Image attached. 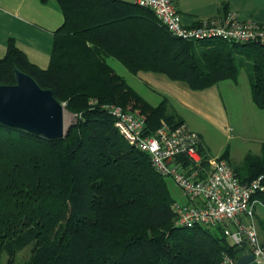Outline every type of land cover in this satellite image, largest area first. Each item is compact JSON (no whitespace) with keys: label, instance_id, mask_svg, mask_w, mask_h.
Segmentation results:
<instances>
[{"label":"trees","instance_id":"obj_1","mask_svg":"<svg viewBox=\"0 0 264 264\" xmlns=\"http://www.w3.org/2000/svg\"><path fill=\"white\" fill-rule=\"evenodd\" d=\"M40 1L56 3L65 16L51 65L31 64L11 42L0 60V84H15L19 68L78 119L58 140L0 124V262L6 253L7 264H220L225 255L238 260L247 254L221 227L176 226L167 178L123 138L104 106H132L150 134L162 121L178 126L184 119L166 97L151 105L104 57L195 91L227 80L237 84L247 67L254 104L263 111L264 47L176 39L151 10L131 3ZM232 168L242 183L264 175V145L260 155L249 153ZM256 197L264 203V193ZM32 243L31 258L17 261Z\"/></svg>","mask_w":264,"mask_h":264},{"label":"built area","instance_id":"obj_2","mask_svg":"<svg viewBox=\"0 0 264 264\" xmlns=\"http://www.w3.org/2000/svg\"><path fill=\"white\" fill-rule=\"evenodd\" d=\"M151 10L159 24L176 39L184 41L223 40L229 43H256L264 47V26L241 21L230 13L185 26L178 0H113ZM115 127L134 148L146 153L154 170L180 188L185 202L173 206L175 224L181 228H222L234 245L246 246L247 254L264 264V238L255 218L256 197L264 193V175L242 183L230 163L208 153L201 135L186 124L171 126L162 121L152 134L146 120L116 104L105 105ZM220 264H237L225 255Z\"/></svg>","mask_w":264,"mask_h":264},{"label":"crops","instance_id":"obj_3","mask_svg":"<svg viewBox=\"0 0 264 264\" xmlns=\"http://www.w3.org/2000/svg\"><path fill=\"white\" fill-rule=\"evenodd\" d=\"M177 7L181 13L182 22L185 26H194L202 20L222 17L230 13L237 14L241 21H254L264 26V0H178ZM64 24L65 16L57 7L56 3L43 4L40 0H0V60L6 57L8 45L12 42L17 49L25 54L31 64L42 70L49 69L52 61L56 34ZM104 59L115 74L125 80L130 87L132 86L126 79L116 73L115 69L109 63L111 59L120 63L133 75L138 76L139 74H145L148 80L147 83L164 92L165 95L163 97L168 98L170 102L171 99L174 98L182 105L201 114H203L201 110L204 100H207V102H205L206 105L209 103L208 99L210 102L212 100L216 102L217 107L219 105L218 103L222 105L221 96L217 90L218 84L205 90L195 91L192 90L187 83L173 81L164 74L145 71L132 73L123 63V60L116 56L108 55L104 57ZM132 88L138 92L137 89L134 87ZM195 92H199L201 95L206 92L209 94L208 96H200L195 102H190L189 100L193 99V93ZM170 105L173 110L177 112L176 108L171 103ZM221 108H223V106H221L220 109ZM221 112L223 113V110H221ZM262 113H264V110ZM223 115H225V113ZM222 120L227 122L226 115L222 116ZM184 122L188 126L185 120ZM225 122L223 123L225 124ZM260 141L261 145L256 151L258 154L256 153L255 155H260L262 152L264 139ZM206 149L208 153L212 155L208 147ZM248 154L249 153L246 155ZM224 155L227 158L226 160L231 162L230 151H223L216 157H223ZM255 218L260 236L263 237L261 234V225L264 224V203L256 205Z\"/></svg>","mask_w":264,"mask_h":264},{"label":"rangeland","instance_id":"obj_4","mask_svg":"<svg viewBox=\"0 0 264 264\" xmlns=\"http://www.w3.org/2000/svg\"><path fill=\"white\" fill-rule=\"evenodd\" d=\"M109 63L116 73L124 77L132 87L137 89L144 99L153 105L161 103L165 95L164 92L148 84L145 74L133 75L124 66L112 59ZM249 73L250 71L248 72L247 67H244L241 69L237 84L232 81L219 83L217 90L221 96L222 105L218 103L217 107V103L213 100L210 102L209 99V103L206 105L205 102L207 100H204L201 110L203 114L182 105L174 98L170 102L188 126L202 135L205 147H208L213 156H217L223 151H230L231 166L240 164L247 153L255 155L258 147L261 145L260 140L264 139V113L257 109L254 104ZM208 94L206 92L203 95L208 96ZM203 95L195 92L193 93V99L189 101L195 102L197 98ZM221 106L224 109H220ZM131 107L125 109L133 110ZM221 110H223V113ZM224 113L227 122L222 120V116H225L223 115ZM77 119V114L66 109L65 122L67 128L76 123ZM167 184L172 198L180 203H184L183 193L174 181L167 179ZM33 250L34 243L27 245L17 254V261L24 262L29 260ZM7 261L8 255L4 253L0 264H7Z\"/></svg>","mask_w":264,"mask_h":264},{"label":"water","instance_id":"obj_5","mask_svg":"<svg viewBox=\"0 0 264 264\" xmlns=\"http://www.w3.org/2000/svg\"><path fill=\"white\" fill-rule=\"evenodd\" d=\"M15 84H0V124L43 136L51 140L64 138L69 128L65 122V105L52 90L15 68ZM237 264H262L252 254L238 258Z\"/></svg>","mask_w":264,"mask_h":264}]
</instances>
